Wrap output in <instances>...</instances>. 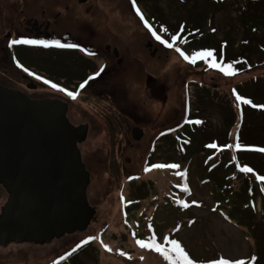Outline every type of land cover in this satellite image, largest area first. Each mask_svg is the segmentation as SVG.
I'll use <instances>...</instances> for the list:
<instances>
[{
    "label": "rangeland",
    "instance_id": "1",
    "mask_svg": "<svg viewBox=\"0 0 264 264\" xmlns=\"http://www.w3.org/2000/svg\"><path fill=\"white\" fill-rule=\"evenodd\" d=\"M57 1L69 7L71 15L76 14L77 8L72 5V0ZM244 1H248L253 7L258 5V0ZM132 2L133 0H92V4L86 7L89 10L95 6L97 13L90 15L92 23L85 19L80 30L86 38V44H95L101 51V57L109 58L108 65H105L108 68L115 67V60L107 55L100 44L104 46L109 43L113 50L118 49L124 53L127 71L117 74V78L125 81L121 89L116 87L112 90L111 84L105 89L107 83L118 80L107 79L108 82L98 85L101 90L97 94H101L98 100L90 96L82 99L78 95L75 99L67 100L52 88L30 90L27 88L32 85L30 82L26 87L21 82L12 86L11 89L21 90L34 100L58 98L57 100L66 101L75 110L71 120L90 125L87 140L80 146V150L83 161L92 174L88 200L96 210V215L87 230L66 235L49 245L24 243L0 247V264H60L63 260L68 261L72 254H75L73 259L65 264H168L159 253L142 249L137 244V240L147 242L152 235L161 243L165 237L177 239L197 264H209L221 257L232 261L242 259L248 264H253V261L254 264H264V259L259 263L257 261V239L236 220L228 218L229 212H225L223 206L214 201L209 184L201 182L203 165L208 167L207 163L215 162V158H211L213 154L207 155L206 152L204 155L203 151L198 153L196 150L191 152L190 146L186 147L188 150L185 153L180 147H184V144H174L181 138L178 129L185 121L188 102L194 100V89L198 84L216 88L224 96L225 103L231 105L237 119L240 117V110L246 106L235 98V88L238 85L258 80L253 89L259 101H264V96L259 94V89L264 87V31H253L252 40L249 16L241 17L249 8L240 9L237 15L236 10L227 9L237 7L234 3L240 4V0H235L234 3L232 0H135L144 17L169 42V34H175L178 28L171 27L168 20L179 23L178 27L182 23L188 26L192 43L189 44L182 36L181 41L176 42V46L182 51L188 49L189 45L190 49L199 46L197 42L203 37H209L216 43L219 38L235 41L236 29L239 32L237 41L241 50L250 51L262 65L234 77L218 76L217 70L207 74L196 67V64L190 65L183 60L173 49L161 45L144 27ZM36 4L39 3L36 1ZM263 14L264 11L261 10V17ZM255 18L259 20L258 12L255 13ZM163 28L168 30L167 33ZM6 31L7 28L2 30L0 39L3 40ZM182 32L178 30V33ZM147 39L153 44V48L159 49L156 59L146 51ZM13 40H17V36L4 42L8 46ZM31 60L38 69L45 70L46 65L54 69L41 56L32 57ZM38 63H42L44 67ZM3 67H0V76H4ZM180 67H184V72H181ZM92 69V66L82 63L80 72L75 75L52 73L50 76L61 82L62 86H70L74 80L83 79L86 72ZM7 71L12 74L5 73L6 81L0 79V85L8 87L9 84H15L9 83L11 81H21L20 76L15 75L17 69L14 66ZM100 83L102 81L98 84ZM69 89L75 93L72 87ZM106 94L113 100V103L109 100L110 105L103 98ZM203 115L213 126L208 131L196 132V140L206 134L213 136L217 127L225 128L226 117L224 118L220 108L203 109ZM256 123L252 122V126L258 132L260 126L264 125V117ZM135 125L143 127L146 132V139L140 143H135L131 136V128ZM126 158L130 159V163H126ZM156 164H177L179 168L157 169L153 167ZM149 169L164 170L167 175L140 176L142 171ZM141 182V190L133 189L137 186L135 183ZM233 183L239 189V181L234 180ZM0 195L1 216L8 194L0 187ZM132 197L139 202L148 199L140 203L131 215L129 206H132ZM184 204L188 207H183ZM255 207L258 221L262 217L260 197ZM126 209L130 216L125 222ZM114 210L118 215V227L111 226ZM96 220L99 225L93 232L91 230ZM262 225L264 228V224ZM121 252L125 255L121 256ZM115 255L130 263L114 260Z\"/></svg>",
    "mask_w": 264,
    "mask_h": 264
},
{
    "label": "water",
    "instance_id": "2",
    "mask_svg": "<svg viewBox=\"0 0 264 264\" xmlns=\"http://www.w3.org/2000/svg\"><path fill=\"white\" fill-rule=\"evenodd\" d=\"M87 131V125L70 123L61 101L32 100L0 86V185L10 194L0 217V245L50 243L87 229L95 209L78 147ZM142 135L136 127L133 137Z\"/></svg>",
    "mask_w": 264,
    "mask_h": 264
},
{
    "label": "trees",
    "instance_id": "3",
    "mask_svg": "<svg viewBox=\"0 0 264 264\" xmlns=\"http://www.w3.org/2000/svg\"><path fill=\"white\" fill-rule=\"evenodd\" d=\"M234 2L235 0H232V3ZM240 4H242V6ZM240 4L237 6V3L235 2L234 5L237 7L233 6L232 8L228 7L227 9L231 11L236 10L237 15V12L240 9L249 8L246 12L241 14V17L245 18L249 16L250 32H252L253 40V31H256L257 29L264 31V14L262 17L260 15V11H264V0H258L257 7L251 6L248 1L245 2L244 0H240ZM256 12H258L259 16L258 21L255 18ZM168 22L171 27L183 31L182 33H178L177 30L173 35L182 36L187 42L189 41V44L192 43L190 29L185 23H182L178 27L179 23L172 22V20H168ZM235 34V41L226 38H219L217 43L213 42L209 37H203L197 42L199 46L190 49L189 45L188 49H184L183 51L188 55H192L196 51L212 50L217 56V62H223L225 65L232 64L237 75L252 71L257 67L262 66L259 61L254 59L250 51L247 49L241 50V45L239 47L237 41L239 32L236 29ZM195 64L196 67H200L203 70L202 72L207 74L209 71H216V69L210 68L203 61L197 60ZM217 75L226 77L219 71ZM257 81L258 80L253 82L251 80L247 84L238 85L235 90L240 96L250 99L254 104L260 106L264 105V101H259V97L253 89L255 87L254 83L257 84ZM259 92L260 95L264 96V87L263 89H259ZM227 102H229V100ZM209 107H218L221 109L224 118L226 117L225 128L219 129L217 127L213 136L206 134L197 137L196 140L194 139V134L196 132L208 131L209 128L213 126L203 115V109ZM244 107L245 109L240 110V117L237 119L231 105L229 106V103H225L224 96H221L216 88L206 85H196L194 89V100L188 102L185 122L182 124L180 130L178 129L181 138H179L178 142L174 144L175 146L179 145L178 143L184 144V147L183 145H180V147H182V151L185 153L188 150L186 147L190 146L191 152H195L196 150L198 153L203 151L204 155L206 152H208L207 155L209 153L213 154L211 158H215V162L213 164H207V166L209 165L208 167L203 165L201 182L209 184L214 201L220 206H223L225 212H229L228 218L236 220L257 239V250L259 252L257 261L259 263L260 260L264 259V228L262 225L264 224V181H261L258 177L264 176V152L254 151L252 149L264 148V125L260 124V130L255 132L253 130L254 127L252 126V122L257 124L256 122L264 117V108H253L250 105ZM196 120H199L202 123H192ZM237 143L241 145L240 149L235 147ZM213 144L216 145L215 148L209 147V145ZM230 145L231 147H229ZM192 154L194 156V153ZM243 167H249L253 171L251 173H244L241 171V168ZM152 171L156 170H144L141 172L140 176H143L144 174H146L145 176H149V173ZM234 180L239 181V189H237L233 183ZM135 184L137 186L133 189H136V191L138 188L141 190L143 187L142 182ZM259 197L261 198L260 213L262 217L257 221V210L255 205ZM146 200L139 202L135 197H132L130 201L133 203L132 206H129L130 214L132 215V211L137 209L139 204ZM125 216L126 222L128 221L127 218L130 216L128 214V209L125 210ZM73 256L74 255H71V257L68 258V261L64 260L60 264H65L66 262L71 261ZM84 264L87 263L84 262Z\"/></svg>",
    "mask_w": 264,
    "mask_h": 264
},
{
    "label": "flooded vegetation",
    "instance_id": "4",
    "mask_svg": "<svg viewBox=\"0 0 264 264\" xmlns=\"http://www.w3.org/2000/svg\"><path fill=\"white\" fill-rule=\"evenodd\" d=\"M36 1L40 5L36 4ZM91 2L92 0H72V5L77 8V11L76 14L71 15L72 13H70V8L61 5V3L57 0H0V34H3L1 33L2 30L4 28H7V31L4 33L5 35H3V40L0 39V67H5H3L4 76H0V79L6 81V79H4L6 77L5 73L7 75L8 73L10 75L12 74V72H8L7 69L14 66V68L17 69V74L15 75L20 76L19 78L21 79V81L9 82L15 83L9 84V88H12V86H15L19 82H21L23 85L25 84L26 87V85L30 82L32 85L27 87L30 90L37 91V89H39L40 87L49 89L51 88L50 85L43 82L45 79H47L52 83H56L60 87L65 88L66 91H71L69 88L72 87L75 90V93L82 99L89 98L90 96L93 99L98 100V98L101 97V94L97 95L101 91L99 89V86H101V84L103 83L108 82L109 80L112 81L114 78L116 79L117 74L119 75L120 73H125L127 71V65L126 58L123 52L120 51L119 54H116V51L113 50V47L109 43L105 44L104 46L100 44V47H102L107 52V55H110L115 60V67L108 68V66L105 65L106 63L108 65L109 58L101 57V51L95 44L90 45L85 43L86 38L80 31L81 24L85 23V19L86 21L92 23V21L90 20V15L92 13H97V9L95 6L89 10L87 9L86 6L92 4ZM14 36H17V39H40L47 41L58 40L61 43L77 45V47L43 48L40 46L23 44H11L7 46L5 43L7 39H10L11 37L14 39ZM92 36L93 35H90V37ZM149 41L150 40L147 39V42ZM147 42L145 43V45L147 44ZM155 48L156 47L152 49H146L147 53H149V55H151L153 59H156L158 53L157 52L155 55H153V51ZM22 49H24L25 51H23ZM81 49H84V51H81ZM90 53L94 54L90 55ZM35 56L43 57V60H46L48 63L53 65L54 69L47 67V65L45 70L35 67L33 65V60H31V58ZM82 63L92 66L93 69L88 70L86 72V76L83 79L74 80L70 86H62L61 82L55 80L50 76V74L52 73H71L75 75L80 72ZM38 64L39 66L42 65V63ZM101 68H103L104 71L100 72L99 75H96ZM25 69H27V71H25ZM29 72L32 73V75H29ZM115 73L116 76H113ZM36 76L41 77V79H36ZM93 76H95L96 78L89 79ZM107 79L109 80L106 81ZM117 79V82L112 81L111 83H107L104 88L107 89L111 84L112 90H114L116 87L121 89L124 86L125 81H122L119 78ZM99 81H102V83L98 84ZM82 84L85 85L83 88L80 87ZM57 92L60 96L67 100L72 99L66 94V92ZM106 97L103 98L107 99V104L110 105L109 100H112L111 96L109 94H106ZM63 103H66L68 105L67 115L73 125H88L90 129V125L86 122L74 123L70 117L75 112V110L71 109V105L66 101ZM134 127H136V125L131 128V133ZM140 128L144 129L143 127ZM145 136L146 132L144 130L143 138L135 143H140L145 140ZM0 198H2L1 195Z\"/></svg>",
    "mask_w": 264,
    "mask_h": 264
},
{
    "label": "snow or ice",
    "instance_id": "5",
    "mask_svg": "<svg viewBox=\"0 0 264 264\" xmlns=\"http://www.w3.org/2000/svg\"><path fill=\"white\" fill-rule=\"evenodd\" d=\"M133 4H135V0H133ZM136 14L139 16L140 20L143 22L144 27L151 33V35L164 47L168 49H173L175 52L179 53L180 57L183 58V60L187 61L190 64H195L197 60L205 62L210 68H214L221 72L224 76L227 77H232L237 75L236 70L234 69V66L232 64H227L225 65L223 62H217V56L212 50H201V51H196L192 55L186 54L184 51L181 50L180 47L176 46L177 41H181V37L178 35H171L169 42L168 39L162 38L161 35L158 34V32L154 29L153 25L149 23V21L144 17L143 13L140 11V9L137 7L136 8ZM165 33H167V29H163ZM186 42V41H183ZM12 44H23V45H32V46H40L43 48H50V47H56V48H75L77 45H69L66 43H61L58 40L55 41H47V40H40V39H17L13 40ZM81 51H84V49H81ZM94 54V53H90ZM27 71V69H25ZM104 69L101 68L100 71L96 74L99 75L100 72H103ZM29 75H32V73L29 72ZM96 77H90L89 79H95ZM36 79H41V77L36 76ZM45 84L50 85L52 89H55L59 92H66V94L71 97L72 99L76 98V93L71 92V91H66L65 88L60 87L56 83H52L51 81L45 79L43 81ZM85 85L82 84L80 87L83 88ZM235 94V90H233ZM236 100L243 105H250L253 108L256 107H261L264 108V105H256L254 104L250 99H246L239 94H235ZM192 123L195 124H200L202 123L199 120L193 121ZM209 147L215 148L216 145H209ZM231 147V145L229 146ZM237 149L241 148V145L237 143L235 145ZM254 151H259V152H264V148H258V149H252ZM154 168L157 169H163V168H179V165L177 164H169V165H164V164H156L153 165ZM150 170V169H149ZM241 171L244 173H251L253 170L249 167H243L241 168ZM181 175H186L184 173H181ZM261 181H264V176L258 177ZM185 191H188L187 188H185ZM199 206V205H197ZM183 207L187 208L188 205L184 204ZM87 243V241H85ZM137 244L142 248V249H150L154 250L155 252L159 253L164 260L168 261V264H197V261L193 260L190 258L189 254L186 252V250L182 247L180 241L177 239H172L169 237H165L164 241L158 242L157 238L155 235H152L149 240L146 242L145 240H137ZM111 249H109L110 251ZM121 256L125 255V253L121 252ZM209 264H248L247 261L245 260H229L225 259L223 257L210 261ZM254 264V261H253Z\"/></svg>",
    "mask_w": 264,
    "mask_h": 264
},
{
    "label": "bare ground",
    "instance_id": "6",
    "mask_svg": "<svg viewBox=\"0 0 264 264\" xmlns=\"http://www.w3.org/2000/svg\"><path fill=\"white\" fill-rule=\"evenodd\" d=\"M180 70H181V72H184V67H180ZM162 171L163 170L152 171L149 173V176L164 177V175H162V173H165L167 175L166 172H164V171L162 172ZM113 213H114V218L112 219V223L114 225L111 224V226L118 227L119 226V223H118L119 220H118L117 212L114 210ZM117 220H118V222H117ZM98 225H99V222L96 220L91 231L95 232L97 230ZM116 259L119 260L120 262H126V261H123V259H121V257H119L118 255H115L114 260H116ZM135 262H137V261H135ZM126 263H130V262H126ZM133 264H134V262H133Z\"/></svg>",
    "mask_w": 264,
    "mask_h": 264
}]
</instances>
